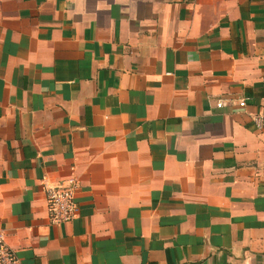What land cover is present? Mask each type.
Here are the masks:
<instances>
[{
	"label": "crops",
	"instance_id": "obj_1",
	"mask_svg": "<svg viewBox=\"0 0 264 264\" xmlns=\"http://www.w3.org/2000/svg\"><path fill=\"white\" fill-rule=\"evenodd\" d=\"M259 113L264 0H0L16 264H264ZM68 179L53 224L44 189Z\"/></svg>",
	"mask_w": 264,
	"mask_h": 264
},
{
	"label": "built area",
	"instance_id": "obj_2",
	"mask_svg": "<svg viewBox=\"0 0 264 264\" xmlns=\"http://www.w3.org/2000/svg\"><path fill=\"white\" fill-rule=\"evenodd\" d=\"M220 106L221 103L216 104V107ZM237 106L244 107V101L240 100ZM251 123L257 130L264 129V113L252 116ZM75 189L76 185L72 179L44 189L46 210L51 223L65 224L75 218L77 213ZM0 264H16L14 254L6 245L2 234H0Z\"/></svg>",
	"mask_w": 264,
	"mask_h": 264
}]
</instances>
